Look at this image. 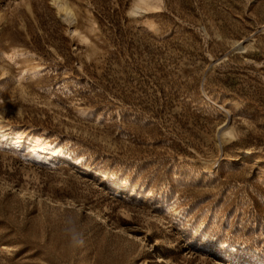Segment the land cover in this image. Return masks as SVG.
Returning a JSON list of instances; mask_svg holds the SVG:
<instances>
[{
	"label": "rangeland",
	"instance_id": "obj_1",
	"mask_svg": "<svg viewBox=\"0 0 264 264\" xmlns=\"http://www.w3.org/2000/svg\"><path fill=\"white\" fill-rule=\"evenodd\" d=\"M68 1L0 0V264H264V0Z\"/></svg>",
	"mask_w": 264,
	"mask_h": 264
},
{
	"label": "bare ground",
	"instance_id": "obj_2",
	"mask_svg": "<svg viewBox=\"0 0 264 264\" xmlns=\"http://www.w3.org/2000/svg\"><path fill=\"white\" fill-rule=\"evenodd\" d=\"M154 1H157V0H135L129 9V13L134 16L137 13L145 10V8H142L140 6V4H144V6L145 5L146 6H149V5L153 6L154 4H152V2L154 3ZM50 2H51L50 4H52L54 9L58 12V14L62 20L68 22L69 24L75 23V21L77 19L76 13L74 11L75 9L71 6V4L69 3L68 0H50ZM157 5H158V1H157ZM151 6H149V7H151ZM153 8H155V6ZM75 30L76 29H72L74 34L76 33ZM79 36H81V35H79ZM230 137L232 138V135L230 134V130L227 127L224 128V126H222L220 128V131L218 132L219 142L223 143V142H225V140H227ZM110 185L115 186V184H113V183Z\"/></svg>",
	"mask_w": 264,
	"mask_h": 264
},
{
	"label": "clouds",
	"instance_id": "obj_3",
	"mask_svg": "<svg viewBox=\"0 0 264 264\" xmlns=\"http://www.w3.org/2000/svg\"><path fill=\"white\" fill-rule=\"evenodd\" d=\"M71 239H72V242L75 244H80L83 242L82 239H78L76 235H73Z\"/></svg>",
	"mask_w": 264,
	"mask_h": 264
},
{
	"label": "trees",
	"instance_id": "obj_4",
	"mask_svg": "<svg viewBox=\"0 0 264 264\" xmlns=\"http://www.w3.org/2000/svg\"><path fill=\"white\" fill-rule=\"evenodd\" d=\"M233 241H240L239 239H233Z\"/></svg>",
	"mask_w": 264,
	"mask_h": 264
}]
</instances>
